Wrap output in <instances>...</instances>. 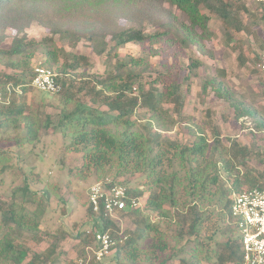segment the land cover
Here are the masks:
<instances>
[{"label":"trees","instance_id":"trees-1","mask_svg":"<svg viewBox=\"0 0 264 264\" xmlns=\"http://www.w3.org/2000/svg\"><path fill=\"white\" fill-rule=\"evenodd\" d=\"M245 5L242 0H0V25L22 29L35 21L46 28L50 35L41 40L27 39L25 34L14 36L7 47L2 46L3 38H0V63L19 69L23 76L12 77L0 73L3 98L9 97L8 104L0 106V157L6 148L32 142L44 134L45 130H49L46 133H61L76 144L83 145V168L96 172L101 159L115 157L117 165L125 169L128 162L135 159L133 169L141 171L151 184L159 187L158 192L148 195L144 206L146 209L161 213L164 211L163 205H168L169 209L177 210V189L185 180L191 197L214 194L212 188H216L219 180L218 162L205 161L200 165L199 160L205 158L210 148L209 142L200 132L190 143L178 145L176 149L175 162L184 169L180 174L177 171L167 172L162 168L157 150L160 134L152 131L151 124L144 133L133 130L136 123L133 117L137 108H142L144 114L151 113L150 116L157 122L163 102L171 103L176 111L179 110L183 103L181 82L188 81L194 69L200 65L199 60L195 58L188 63L179 64L178 68L186 72L181 82L174 66L164 65L162 70H156L149 88L143 91V74L151 70L148 65L134 57L125 60L116 56L118 49L128 42H162L167 44L165 48L174 44L181 47L194 46L203 53L204 39L209 36L210 14L218 16L226 27L240 31L247 29L238 17V13L245 10ZM258 5L264 8L261 1ZM19 22L22 24L19 25ZM146 25L157 28L146 32ZM55 36L70 46L85 39L93 53L105 55L109 61H114L111 62V68L103 74H77V69L85 65L87 59L81 54L68 53L57 71L56 81L60 90L55 95L59 101V112L53 117L45 111L44 102L32 99L27 103L21 98V89L17 95L20 99L15 100L12 97L15 91L7 95L4 85L12 82L14 85L19 84L24 90L28 81L24 76L27 74L31 84L33 68L28 67L29 59L39 48L47 56L43 67L49 68L56 64L58 52L62 51L56 45ZM254 62L259 70V60L255 59ZM209 81L216 82L213 78ZM135 85L139 90L138 94L134 93ZM216 91L233 108L236 120L250 116L256 121L257 128L264 130V119H258L256 110L245 106L224 90L221 80H218ZM9 125L17 130V135L11 138L2 133ZM216 144L217 140L214 146ZM240 154H243L241 149L233 152L235 158ZM220 160L224 170L229 172L226 160ZM260 182V174L246 169L242 177L234 176L232 186L219 191L220 195L215 201L222 210H227L231 226V193L254 188L263 191L264 184ZM27 189H24V198H29L26 195ZM127 192L130 198L140 194L138 190L132 191L129 188ZM87 208L89 215L93 216L88 206ZM133 211L129 207L125 209V213ZM190 211L192 217L189 223L188 220H183L184 216L173 222L166 219L151 222L143 214L134 230L128 232V236L127 232H123L125 239L111 232L117 245L106 264L111 258L117 264H167L176 260L177 264H202L212 258L216 264H239L241 251L237 229L232 226L234 233L228 235L223 243L215 242L217 248H213L210 246L213 236L209 233L205 237L201 236L202 230L210 233L214 231L205 225L209 217L200 214L196 205L190 206ZM162 215L171 219L169 210ZM176 215L179 217L180 214L176 212ZM30 218L36 219L34 212L26 211L22 205L18 206L14 202L0 204V264H47L53 261L57 239H53L40 255L33 253L28 261L27 249L16 243L14 226L37 231L36 222L32 223ZM99 219L101 228L113 227L108 219L101 216ZM151 232L154 233L153 236H150ZM79 236L83 243L79 253L81 255L83 247L90 244L91 237L85 232H81ZM165 249H169L168 254L161 255V260L155 263L159 252ZM88 264L98 263L91 261Z\"/></svg>","mask_w":264,"mask_h":264},{"label":"rangeland","instance_id":"rangeland-1","mask_svg":"<svg viewBox=\"0 0 264 264\" xmlns=\"http://www.w3.org/2000/svg\"><path fill=\"white\" fill-rule=\"evenodd\" d=\"M242 1L246 4L245 10H241L238 17L247 29L240 31L230 29L218 16L210 14L209 36L204 39L203 53L194 46L181 47L174 44L165 48L167 44L162 42L152 44L128 42L118 49L117 58L128 60L129 57H134L151 69L143 74V91L149 88L156 70H162L164 65L174 66V70L178 71V80L181 82L186 72L178 68L179 64L188 63L195 58L199 60L200 65L194 69L188 81L181 82L183 103L179 110L176 111L171 103L163 102L160 119L157 122L150 116L151 113L144 114L142 108H137V113L133 117L136 121L133 130L144 133L151 124L152 131L159 132L160 143L157 150L162 160L161 166L167 172L177 171L180 174L184 172V169L179 167V163L175 162L176 149L178 145L190 143L198 132L210 145L205 158L199 160L200 165L205 161H216L219 167V180L216 188H212L214 194L207 193L199 198L191 197L186 180L182 181L176 194L177 210L169 209L168 205H163L162 208L164 211L169 210L171 219L162 215L164 211L159 213L158 210L146 209L145 204L133 209L131 213L122 215L119 223L123 231L127 232V236L128 232L134 230L143 214L147 215L151 222H157L158 219L173 222L184 216L183 220H188L189 223L192 217L190 206L196 205L200 214L209 217L205 225L210 230H214L213 233L202 230L201 236L211 234L213 238L210 246L217 248L215 242L223 243L228 235L234 233L227 218V210H222L215 201L220 195L219 191L232 186L234 176L242 177L246 169L260 174V183L264 184V130H259L256 121L250 116L236 120L233 108L216 91L218 80H221L224 90L245 106L256 110L258 119H264V87L261 83L260 71L254 62L255 59L259 60L260 54L264 52V16H260L264 14V8L258 5V0ZM261 3L264 4V1ZM120 23L123 24V21ZM155 28L157 27L146 25L144 30L151 32ZM23 34L27 39L33 40L50 36L48 30L35 21L26 24L22 29L0 25L3 47L9 46L14 36ZM54 40L62 51H57L58 62L49 67L56 73L68 53L81 54L87 59V63L77 69V74L83 72L103 74L111 68V62L114 61V59L109 61L105 55L99 56L93 53L89 42L85 39H81L75 46L58 40L56 36ZM46 59L47 56L39 48L29 59L28 67L44 66ZM0 73L23 78L19 69L4 66L2 63H0ZM24 77L26 81L28 80L24 90L19 84L14 85L12 82L4 85L7 95H11V91L14 90L12 97L18 100L20 98L17 95L21 89L23 100L27 103L32 99L44 102L45 111L55 117L59 112V101L55 93L34 88L29 82L30 76L27 74ZM212 78L216 82H210ZM138 91L135 85L134 93L138 94ZM0 92V106L8 104L9 97L3 98L2 86ZM48 131L45 130L44 134L32 142L3 150L0 157V204L8 205L14 202L18 206L22 205L26 211L34 212L36 216V219L29 220L32 223L36 222L37 231L19 226L13 227L16 243L28 251L26 261L33 253L40 255L53 239H57L53 261L47 264H77L83 244L79 234L93 227L94 223L100 226L98 219L89 215L87 208L88 188L94 181L107 176L111 180L122 182L130 190H138L143 202H146L151 192H158L159 187L151 184L141 171L133 169L135 159H131L125 169L117 165L115 157L101 159L96 172L83 168L81 157L83 145L76 144L61 133H46ZM2 133L11 138L17 135V130L9 125L6 130H2ZM216 140L217 144L214 146ZM239 149L243 150V154L235 158L233 152ZM220 158L226 160V166L230 167L229 172L224 170ZM24 189L28 190L26 195L29 198H24ZM176 212L180 214L179 217ZM225 229H227L226 234ZM153 235L154 233L151 232L150 236ZM168 252L169 249L159 252L160 255L154 262H159L161 255L166 256ZM177 263L176 260L167 264ZM107 264L117 263L111 258ZM202 264H216V262L212 258L208 262L203 261Z\"/></svg>","mask_w":264,"mask_h":264},{"label":"built area","instance_id":"built-area-1","mask_svg":"<svg viewBox=\"0 0 264 264\" xmlns=\"http://www.w3.org/2000/svg\"><path fill=\"white\" fill-rule=\"evenodd\" d=\"M258 67L261 83L264 86V52L259 56ZM56 76L57 73L49 68L34 66L31 85L43 92L57 93L60 85L56 81ZM230 200L229 217L232 226L237 229L240 243L239 264H264V191L258 188L233 191ZM143 204L145 201H142L141 196L129 197L127 187L122 182L108 177L94 181L88 188L87 206L100 225L101 216L111 221L113 227L103 229L94 223L93 227L85 230V233L91 237V242L83 247L82 254L77 258V264H88L91 261L106 264L107 258L113 254L117 245L111 232H115L123 239L126 238L120 225L125 209L139 208Z\"/></svg>","mask_w":264,"mask_h":264}]
</instances>
